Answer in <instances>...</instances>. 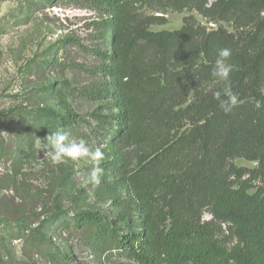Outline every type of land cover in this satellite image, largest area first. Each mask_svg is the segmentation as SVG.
Here are the masks:
<instances>
[{
    "label": "trees",
    "instance_id": "trees-1",
    "mask_svg": "<svg viewBox=\"0 0 264 264\" xmlns=\"http://www.w3.org/2000/svg\"><path fill=\"white\" fill-rule=\"evenodd\" d=\"M39 1L56 8L63 0ZM66 1L97 17L93 81L79 93L108 103L89 114L91 130L113 149L105 171L119 177L126 197L116 198L113 217L81 210L68 218L54 206L53 216L15 233L23 256L74 261L51 227L76 234L97 259L117 252L133 264H264V0H140L154 11L193 10L213 24L186 17L172 31H150L163 17L141 19L129 0ZM224 47L232 51L227 81L212 74ZM225 88L239 100L227 113L215 97ZM54 90L49 84L46 95ZM32 119L44 122L36 136L45 143L81 121L50 109ZM239 158L256 166L237 167ZM0 264H24L1 238Z\"/></svg>",
    "mask_w": 264,
    "mask_h": 264
},
{
    "label": "rangeland",
    "instance_id": "rangeland-1",
    "mask_svg": "<svg viewBox=\"0 0 264 264\" xmlns=\"http://www.w3.org/2000/svg\"><path fill=\"white\" fill-rule=\"evenodd\" d=\"M129 1L131 12L141 19L163 17L162 24L149 26L150 31L176 30L186 17L213 27L193 10L154 11L140 0ZM95 20L93 10L77 8L66 0L56 8L42 6L39 0H0V238L11 255L24 264L50 263L39 256L30 260L23 256L22 240L15 239L18 229L34 227L53 216L54 206L68 218L81 210L113 217L119 211L116 198L126 197L123 183L112 171H105L101 182L94 185L88 179L91 164L86 159L53 164L50 154L35 146L37 130L44 122L32 118L48 109L58 114L72 112L81 121L69 139L103 146L104 170L116 160L113 149L94 137L89 117L98 106L108 103L88 102L79 93L93 81L96 57L92 52L99 48L92 25ZM52 83L55 90L46 95ZM234 164L247 169L256 166L240 158ZM207 219L209 215L204 213L203 220ZM48 231L55 244L74 257L68 264H133L117 252L97 259L76 234H54L51 227Z\"/></svg>",
    "mask_w": 264,
    "mask_h": 264
},
{
    "label": "clouds",
    "instance_id": "clouds-1",
    "mask_svg": "<svg viewBox=\"0 0 264 264\" xmlns=\"http://www.w3.org/2000/svg\"><path fill=\"white\" fill-rule=\"evenodd\" d=\"M232 51L228 47L220 48L213 67V76L221 81H227L233 71V66L229 63ZM224 98H221V97ZM216 99L219 101V107L225 112H231L237 106L238 95L233 93L231 88H225L223 93L216 92ZM46 143L37 137L35 146L45 153H49L53 164L64 163L68 160L78 161L86 159L90 162L91 167L88 172L89 181L98 185L101 182L104 169L101 167L105 159L103 146L90 145L83 139L70 140L69 134L65 131L51 132L46 138Z\"/></svg>",
    "mask_w": 264,
    "mask_h": 264
}]
</instances>
